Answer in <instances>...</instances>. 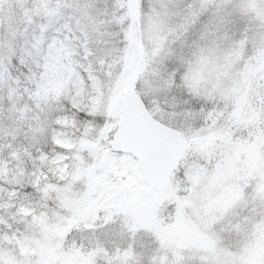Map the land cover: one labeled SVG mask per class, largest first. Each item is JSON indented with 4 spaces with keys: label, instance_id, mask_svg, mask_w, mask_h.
Returning <instances> with one entry per match:
<instances>
[{
    "label": "snow or ice",
    "instance_id": "snow-or-ice-1",
    "mask_svg": "<svg viewBox=\"0 0 264 264\" xmlns=\"http://www.w3.org/2000/svg\"><path fill=\"white\" fill-rule=\"evenodd\" d=\"M0 264H264V0H0Z\"/></svg>",
    "mask_w": 264,
    "mask_h": 264
}]
</instances>
